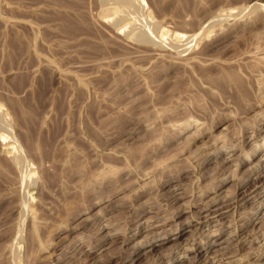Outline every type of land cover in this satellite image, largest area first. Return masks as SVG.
I'll use <instances>...</instances> for the list:
<instances>
[{
  "label": "rangeland",
  "instance_id": "obj_1",
  "mask_svg": "<svg viewBox=\"0 0 264 264\" xmlns=\"http://www.w3.org/2000/svg\"><path fill=\"white\" fill-rule=\"evenodd\" d=\"M263 42L264 0H0V264H264Z\"/></svg>",
  "mask_w": 264,
  "mask_h": 264
},
{
  "label": "bare ground",
  "instance_id": "obj_2",
  "mask_svg": "<svg viewBox=\"0 0 264 264\" xmlns=\"http://www.w3.org/2000/svg\"><path fill=\"white\" fill-rule=\"evenodd\" d=\"M137 6V5H136ZM117 7H115V6H107V7H105V8H103L101 11H100V14H101V16L102 15H106L107 13H109L110 14V12L111 13H113L114 11H117V9H116ZM116 22H118V21H116ZM115 22V23H116ZM117 24V23H116ZM126 24V23H125ZM123 25V24H122ZM123 27V26H122ZM119 28H121V26H119ZM121 29H123V28H121ZM120 30V29H119ZM164 33H166V29L164 30ZM140 34H141V32H140ZM142 34H144V33H142ZM143 36V35H142ZM142 36H140V37H142ZM147 36L148 35H146V38H147ZM175 37H178V34H175ZM142 39V38H141ZM144 39H145V37H144ZM264 43V42H263ZM262 43V44H263ZM261 44V45H262ZM260 45V46H261ZM259 47V46H258ZM262 47V46H261ZM262 50H264V49H262ZM251 51V50H250ZM249 52V51H248ZM248 52H246V53H248ZM249 54V53H248ZM255 149V148H254ZM257 149V148H256ZM246 153V152H245ZM247 153H248V151H247ZM229 154V153H228ZM246 156V155H245ZM225 179V178H224ZM217 196H215V198H216ZM218 198V197H217ZM216 198V199H217ZM216 210V209H215ZM250 212V211H249ZM239 227V226H238ZM167 230V229H166ZM182 232V231H181ZM167 235V234H166ZM204 240V239H203ZM224 247V246H223ZM146 251V250H145ZM222 253V252H221ZM223 254V253H222ZM226 254V253H225ZM198 259V258H197Z\"/></svg>",
  "mask_w": 264,
  "mask_h": 264
}]
</instances>
